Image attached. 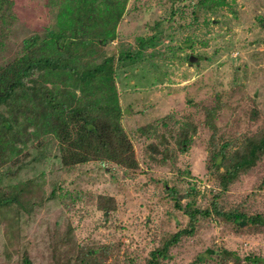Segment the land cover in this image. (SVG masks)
<instances>
[{
    "label": "rangeland",
    "instance_id": "obj_1",
    "mask_svg": "<svg viewBox=\"0 0 264 264\" xmlns=\"http://www.w3.org/2000/svg\"><path fill=\"white\" fill-rule=\"evenodd\" d=\"M70 1L9 0L0 17V65L19 57L23 40L43 37L47 28L63 27L69 34L61 12L69 9ZM195 2L109 0L115 7L108 6L109 13L102 10L100 14L109 17L110 32L97 22L86 24L85 29L94 35L107 33L104 38L110 39L112 52L134 53L137 39L149 37L155 23H163L158 44L146 47L138 61L116 62L122 125L132 140L139 168L131 172L92 162L63 168L54 142L40 149L31 147L24 163L0 171V193L16 185L28 186L25 210H19L15 218L13 212L0 214V264L18 262L23 250L33 264H55L87 247L96 252L94 264H143L149 251L186 224L166 186L177 191L182 205L192 191L198 206L208 203L219 186L216 177L207 173L211 131L202 125L201 107L212 106L219 98L215 120L219 140L238 143L264 127V28L258 24L264 19V0H226V5L211 13L200 12L194 20ZM171 10L176 14L168 20ZM189 57L197 61L187 62ZM166 116L171 117L169 127L191 119L197 132L186 153L176 151L167 139L169 156L164 159L147 152L146 145L157 139H146L138 129L156 125ZM263 179L264 156L229 186L224 204L230 207L246 201L248 208L264 210ZM100 197L112 198L114 209H101ZM11 220L16 223L18 237L13 243L18 246L7 250ZM69 228L72 247L65 252L61 244ZM220 248L241 258H264V234L237 236L214 219L200 220L196 234L171 249L168 263L214 264L208 250Z\"/></svg>",
    "mask_w": 264,
    "mask_h": 264
},
{
    "label": "trees",
    "instance_id": "obj_2",
    "mask_svg": "<svg viewBox=\"0 0 264 264\" xmlns=\"http://www.w3.org/2000/svg\"><path fill=\"white\" fill-rule=\"evenodd\" d=\"M108 1L71 0L69 9L61 12L67 20L69 34L61 29L63 27L57 31L47 28L43 37L33 35L23 40L19 57L0 65V171L8 165L24 163L31 147L40 149L49 141L56 144L63 168L92 162L105 168L110 164L131 172L138 170L132 140L122 125L123 113L115 83L116 62L138 61L146 47L158 44L159 36L164 34L163 23L156 22L149 37L137 39L136 52H112L110 39L104 38L112 29L105 14L109 13L108 6L115 7ZM226 4V0H196L191 15L196 20L198 13H211ZM8 5L9 0H0V17ZM102 10L105 14H100ZM175 14L171 10L168 20ZM61 20L59 17V24H63ZM90 21L106 28L107 33L94 35L86 30ZM258 24L264 28V19L260 18ZM219 109V98L212 106L201 107L202 125L211 131L207 173L216 177L219 188L211 193L208 203L200 207L196 204L195 191L186 195L187 201L182 205L177 191L166 186L168 196L174 199V208L186 217V224L149 251L143 264H170L171 249L183 238L195 235L200 220L214 219L237 236L264 234V210L250 209L246 201L230 207L224 204L229 186L264 156V127L244 136L238 143L219 140L215 125ZM170 122L171 117L166 116L156 121V125L138 129L146 139L150 136L157 139L156 143L146 145L148 153L168 157L167 139L172 141L176 151H189L197 132L196 123L185 118L169 127ZM27 189V185L4 189L0 193V214L13 212L15 218L19 210H25L23 196ZM100 199H103L101 209H114L112 198ZM9 226L7 250L18 246L17 242L13 243L18 237L16 223L11 220ZM71 233L69 228L62 239L61 247H65V252L71 251ZM208 251L210 257L214 256V264H264L260 256L241 258L221 248ZM12 252L18 253V250ZM95 253L92 248H82L77 255L55 264H94ZM14 264L33 262L28 251L23 250Z\"/></svg>",
    "mask_w": 264,
    "mask_h": 264
},
{
    "label": "water",
    "instance_id": "obj_3",
    "mask_svg": "<svg viewBox=\"0 0 264 264\" xmlns=\"http://www.w3.org/2000/svg\"><path fill=\"white\" fill-rule=\"evenodd\" d=\"M196 61H197L196 58H194V57H189V62H190V63H194V62H196Z\"/></svg>",
    "mask_w": 264,
    "mask_h": 264
}]
</instances>
